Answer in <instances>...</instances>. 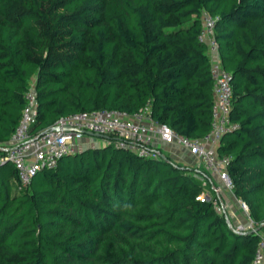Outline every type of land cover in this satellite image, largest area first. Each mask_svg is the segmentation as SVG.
Wrapping results in <instances>:
<instances>
[{"label":"trees","instance_id":"trees-1","mask_svg":"<svg viewBox=\"0 0 264 264\" xmlns=\"http://www.w3.org/2000/svg\"><path fill=\"white\" fill-rule=\"evenodd\" d=\"M201 11L214 18L237 125L216 153L264 230V0H0V144L30 79L32 134L75 112L147 106L152 120L199 138L212 103ZM195 173L205 175L111 141L60 156L21 189L0 162V264H251L257 233L233 231Z\"/></svg>","mask_w":264,"mask_h":264},{"label":"built area","instance_id":"built-area-1","mask_svg":"<svg viewBox=\"0 0 264 264\" xmlns=\"http://www.w3.org/2000/svg\"><path fill=\"white\" fill-rule=\"evenodd\" d=\"M200 28L197 41L205 48L208 72L211 79L212 103L208 131L199 138L180 135L165 124L152 120L145 106L137 113L128 114L112 109L81 111L58 117L39 134L29 132V125L35 115L33 79L29 80L23 92V105L19 117L7 140L0 144V162L8 161L16 172V189L27 186L32 175L41 168H52L56 160L75 151L79 140L86 133L99 134L114 147L136 153L140 156H162L158 144L174 146L191 158L193 169H201L207 179L206 185L213 195V208L222 214L233 231H250L255 228L247 215L246 205L231 194V181L226 173L227 157L216 153V146L222 134L237 127L228 120L230 108V76L219 64L216 42L213 36L214 18L207 12L199 14ZM68 128L69 130H63ZM91 136V135H89ZM111 138V140H108ZM224 189L236 201L245 218V223H230L226 205L220 198ZM257 233L251 264H264V230Z\"/></svg>","mask_w":264,"mask_h":264},{"label":"crops","instance_id":"crops-1","mask_svg":"<svg viewBox=\"0 0 264 264\" xmlns=\"http://www.w3.org/2000/svg\"><path fill=\"white\" fill-rule=\"evenodd\" d=\"M86 144H90L91 145L90 139H88V138L84 139V141L81 144V147H85ZM157 146H158L157 147L158 150H160V152H162L163 155H165L168 158H170L171 161H173V162L182 161V162L186 163V166H188V167L191 166V162H192L191 158L189 156H187L186 154H184L183 152H181L176 147L167 146V145H164V144H158ZM173 151L174 152L176 151L179 155L176 156V155L172 154ZM194 177L202 185L205 186L203 195H205L207 197L211 196L212 192L210 191L209 187L206 185V183L208 182L206 177L201 175V174H196V173L194 174ZM219 195H220L221 200L226 205V214H227V219L229 220V222L230 223H241V224H244L246 216L243 213L240 212V210H239V208H238V206L236 204V201L230 195V193L228 191L224 190V189H221Z\"/></svg>","mask_w":264,"mask_h":264},{"label":"rangeland","instance_id":"rangeland-1","mask_svg":"<svg viewBox=\"0 0 264 264\" xmlns=\"http://www.w3.org/2000/svg\"><path fill=\"white\" fill-rule=\"evenodd\" d=\"M86 138H88V139H90V141H91V145L90 144H86V146L85 147H100V146H102V145H104V144H106L107 142V140L105 139V138H103V137H101V138H98V137H94V136H89V135H83L82 136V138L79 140V145H81L82 144V142L84 141V139H86ZM81 149V147L80 146H76L75 147V151H77V150H80ZM176 152V151H175ZM174 151L172 152V154H174V155H176V156H178L179 154L177 153H175ZM176 162V164H179V165H181V166H186V163H184V162H182V161H175ZM191 167V166H190Z\"/></svg>","mask_w":264,"mask_h":264},{"label":"water","instance_id":"water-1","mask_svg":"<svg viewBox=\"0 0 264 264\" xmlns=\"http://www.w3.org/2000/svg\"><path fill=\"white\" fill-rule=\"evenodd\" d=\"M63 130H69V129L68 128H63ZM86 134L87 135L94 136V137H98V138H101L102 137L99 134H94V133H86ZM203 198L207 199V196L203 195ZM259 227H260V225L256 226L252 232H257L259 230Z\"/></svg>","mask_w":264,"mask_h":264}]
</instances>
